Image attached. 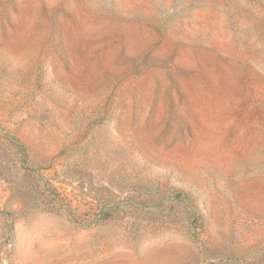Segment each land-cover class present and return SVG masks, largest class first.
<instances>
[{"label":"rangeland","instance_id":"374dc122","mask_svg":"<svg viewBox=\"0 0 264 264\" xmlns=\"http://www.w3.org/2000/svg\"><path fill=\"white\" fill-rule=\"evenodd\" d=\"M0 264H264V0H0Z\"/></svg>","mask_w":264,"mask_h":264}]
</instances>
